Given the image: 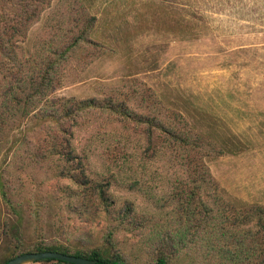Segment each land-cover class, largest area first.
I'll list each match as a JSON object with an SVG mask.
<instances>
[{
    "label": "rangeland",
    "instance_id": "rangeland-1",
    "mask_svg": "<svg viewBox=\"0 0 264 264\" xmlns=\"http://www.w3.org/2000/svg\"><path fill=\"white\" fill-rule=\"evenodd\" d=\"M50 64L45 99L96 100L63 123L84 168L50 155L63 127L26 98ZM255 205L264 0H0V264L40 241L128 264H264L241 222Z\"/></svg>",
    "mask_w": 264,
    "mask_h": 264
},
{
    "label": "trees",
    "instance_id": "trees-1",
    "mask_svg": "<svg viewBox=\"0 0 264 264\" xmlns=\"http://www.w3.org/2000/svg\"><path fill=\"white\" fill-rule=\"evenodd\" d=\"M72 45H75V43H72ZM49 70H51V73L48 71H43L40 73L39 78L31 79V93L26 97L28 99H35L36 104H41L44 107H51L52 109H49L48 111H42V115L47 116L53 120H55L57 123H60V125L63 127V123L67 121L68 119H71L74 117V114L77 112H83L85 109H92V107H97L94 103H96L95 99L85 100V101H73V100H65L63 98L58 99H52L47 100L45 99L46 96L50 93L51 89H55V83L57 81L54 80V77L52 76V73L56 74V70L53 68L52 64L49 65ZM27 104H31L29 102H25ZM34 104V102H32ZM65 125V124H64ZM170 138L181 141L185 145L190 146L191 148H197L201 149V139L194 138L190 139L191 136L188 134H169ZM47 144L49 143V153L50 155L59 154L61 155L66 161L71 160H78V163L84 168V161H81L82 157H79L76 152V147L74 144V133L69 128L63 127L60 132L53 133L49 139L43 140ZM171 141V140H170ZM85 159V158H83ZM84 176V175H82ZM85 177V176H84ZM79 185L83 186L82 191V199H86L88 201V192L89 190H94L92 186L89 185L92 184L82 179V177H79ZM93 188V189H92ZM89 189V190H88ZM98 198L102 202L105 201L104 193L102 190L97 192ZM246 222L251 227L254 228V232L251 233L249 236L252 239V242L254 243V247H249L248 250L250 254L255 253L256 251L260 254L264 255V249L262 250L261 247H264V205H255V206H247L244 210V215L242 217L241 222ZM182 237V236H181ZM182 240H180L181 243ZM256 243V244H255ZM258 245L259 248L256 246ZM16 253L12 255V257L9 259L23 254V253H37V252H60L66 255H72L80 258H86L89 260H96L98 264H128L126 263L123 258L120 257V255H113L110 257L104 256L99 250L93 249L89 251H73L70 252V250L63 244L55 243V244H48L46 242L40 241L39 244L34 246L32 250L29 251H23L21 246H18L16 248ZM258 249V250H256ZM256 252V253H257ZM255 256V254H253ZM257 255V256H258ZM248 261L249 257H247ZM56 262L58 264H71L59 260L54 259H47V260H41L39 262ZM8 260L4 263L6 264ZM168 263V256H164L163 254L159 255L156 264H167Z\"/></svg>",
    "mask_w": 264,
    "mask_h": 264
},
{
    "label": "water",
    "instance_id": "water-1",
    "mask_svg": "<svg viewBox=\"0 0 264 264\" xmlns=\"http://www.w3.org/2000/svg\"><path fill=\"white\" fill-rule=\"evenodd\" d=\"M47 259L59 260L71 264H98L96 260L66 255L60 252L23 253L12 258L6 264H32Z\"/></svg>",
    "mask_w": 264,
    "mask_h": 264
}]
</instances>
